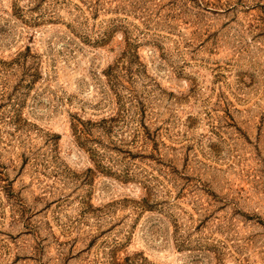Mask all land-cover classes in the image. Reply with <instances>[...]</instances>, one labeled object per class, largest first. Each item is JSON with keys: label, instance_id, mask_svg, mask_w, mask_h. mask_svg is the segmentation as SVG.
<instances>
[{"label": "rangeland", "instance_id": "obj_1", "mask_svg": "<svg viewBox=\"0 0 264 264\" xmlns=\"http://www.w3.org/2000/svg\"><path fill=\"white\" fill-rule=\"evenodd\" d=\"M0 264H264V0H0Z\"/></svg>", "mask_w": 264, "mask_h": 264}]
</instances>
